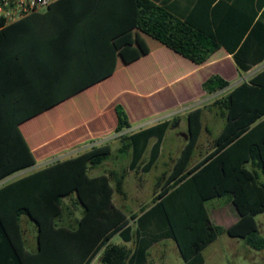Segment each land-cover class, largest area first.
Returning <instances> with one entry per match:
<instances>
[{"label": "trees", "instance_id": "16d2710c", "mask_svg": "<svg viewBox=\"0 0 264 264\" xmlns=\"http://www.w3.org/2000/svg\"><path fill=\"white\" fill-rule=\"evenodd\" d=\"M215 1L200 0L198 6L181 10L155 0H133L134 16L124 30L138 28L198 64L224 47L239 70L247 72L264 61V19L258 17V9ZM23 18L7 23L0 17V99L30 82L19 78ZM229 84L214 74L202 87L213 93ZM207 108L225 123L212 150L192 163ZM116 111V131L130 128L125 106L117 104ZM1 120L0 181L37 162L18 128L21 120L11 114ZM171 124L164 120L120 136L118 150L130 157L129 169L149 172L155 166ZM187 131L179 155L160 177L152 204L130 215L114 201L116 192L123 193L124 175L115 170L91 175V169L112 153L110 142L2 185L0 264H95L98 255L106 264H147L152 246L167 238L175 240L186 264H203L204 249L225 232L263 250L264 235L256 216L264 212V68L227 96L193 108ZM215 197H227L238 212V220L229 227L211 218L206 203ZM76 210H81L79 216ZM24 215L35 223V249L27 246ZM116 234L133 246L114 243Z\"/></svg>", "mask_w": 264, "mask_h": 264}, {"label": "crops", "instance_id": "0c3cea01", "mask_svg": "<svg viewBox=\"0 0 264 264\" xmlns=\"http://www.w3.org/2000/svg\"><path fill=\"white\" fill-rule=\"evenodd\" d=\"M155 1L181 10L192 9L200 2ZM225 1L258 9V17L264 19V0ZM133 16V0H58L47 10L23 18L19 78H28L30 82L0 99V120L7 119L9 114L15 121L21 120L18 128L37 162L1 180L0 187L56 160L105 142L112 145L120 142L122 134L164 120L172 122L167 133L176 131L186 142L188 113L193 108L207 107L227 96L264 68L263 61L247 72L239 70L233 54L224 47L205 63H195L138 28L124 30ZM214 74L228 79L230 84L208 93L202 85ZM117 104L125 106L131 121V127L122 132L116 131ZM170 109V114H164ZM212 115L213 111L207 108L204 116ZM209 135L210 128L204 123L198 143L201 152L194 163L212 150L214 139L206 138ZM185 142L178 143V154L170 156V165ZM153 143L154 140L148 152ZM162 150L163 145L161 154ZM218 212L216 218L226 221L225 227L239 218L229 200ZM25 224L30 226L29 222ZM147 264L159 263L149 256Z\"/></svg>", "mask_w": 264, "mask_h": 264}, {"label": "rangeland", "instance_id": "374dc122", "mask_svg": "<svg viewBox=\"0 0 264 264\" xmlns=\"http://www.w3.org/2000/svg\"><path fill=\"white\" fill-rule=\"evenodd\" d=\"M228 64V65H227ZM228 69L230 64L226 62ZM257 68H255L256 70ZM235 79H231V83H234ZM221 93L220 95L224 94ZM173 109L166 111L164 114H170ZM205 117L204 123L210 128V134L206 138L214 139L221 131L225 120L220 114ZM172 126V125H171ZM170 126V127H171ZM180 131V130H179ZM155 141V139H153ZM208 140V139H207ZM212 141V140H211ZM185 142L183 137H178L177 132L169 130L163 140V150L161 156L158 158L157 163L149 172L136 171L129 169L130 157L121 153L118 150L120 142L112 144V153L109 158L100 166L91 169L93 172H107L111 170L118 171L120 175H124L123 180V193L116 192L114 195L115 202L120 206L128 215L133 212H140L142 206H149L152 204V199L155 195V191L159 189L161 185L160 175L162 176L166 171L170 169V156H176L178 154V143L183 144ZM200 147L197 146L192 163L199 158ZM149 153V152H148ZM251 167V165H248ZM227 197H215L207 201L206 205L209 212L212 215L215 222L225 225L226 221H219L216 217L219 216L218 210L220 207L225 206L228 202ZM66 202L70 203L69 198ZM81 210H76V215L79 216ZM25 219H28L29 224H25ZM256 220L259 225V229L262 235H264V212L256 216ZM29 226V227H28ZM23 228L27 229V246L30 249H35L37 241L35 238V223L34 221L24 215ZM112 241L120 245H127L132 247L131 242H126L120 234H116ZM205 256V262L203 264H264V249L256 250L248 246L242 238H232L229 234L222 233L219 237L209 244L203 251ZM150 256L153 261H157L159 264H186L182 257L178 246L172 238L163 239L150 249ZM95 264H106L100 259L98 255L95 260Z\"/></svg>", "mask_w": 264, "mask_h": 264}, {"label": "built area", "instance_id": "2783aa9c", "mask_svg": "<svg viewBox=\"0 0 264 264\" xmlns=\"http://www.w3.org/2000/svg\"><path fill=\"white\" fill-rule=\"evenodd\" d=\"M58 0H0V17L13 23L34 12L45 11Z\"/></svg>", "mask_w": 264, "mask_h": 264}]
</instances>
